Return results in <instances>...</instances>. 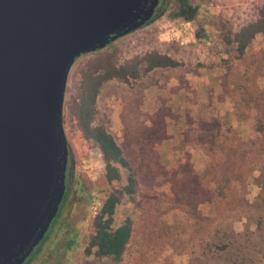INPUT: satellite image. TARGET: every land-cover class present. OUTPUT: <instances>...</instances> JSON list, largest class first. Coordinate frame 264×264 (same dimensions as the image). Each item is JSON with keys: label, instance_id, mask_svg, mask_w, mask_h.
<instances>
[{"label": "rangeland", "instance_id": "1", "mask_svg": "<svg viewBox=\"0 0 264 264\" xmlns=\"http://www.w3.org/2000/svg\"><path fill=\"white\" fill-rule=\"evenodd\" d=\"M190 3L202 14L203 39H195V24L170 26L162 14L70 67L62 104L68 198L50 241L28 264H264V35L242 56L223 40L255 20L264 0ZM169 28L179 33L166 34ZM150 50L182 66L155 69L129 84L107 81L96 98L93 124L105 128L130 167L106 183L99 149L81 138L66 112L77 72L104 53L116 51L121 63ZM205 85L214 86L210 97ZM180 89L185 98L174 97ZM212 120L220 125L218 134ZM197 145L207 148V156ZM193 150L201 156L190 160ZM129 175L134 193L118 197L113 215V227L127 220L131 229L122 257L85 256L101 199L116 195Z\"/></svg>", "mask_w": 264, "mask_h": 264}, {"label": "water", "instance_id": "2", "mask_svg": "<svg viewBox=\"0 0 264 264\" xmlns=\"http://www.w3.org/2000/svg\"><path fill=\"white\" fill-rule=\"evenodd\" d=\"M156 0H0V264H22L60 206L70 67L142 26Z\"/></svg>", "mask_w": 264, "mask_h": 264}, {"label": "trees", "instance_id": "3", "mask_svg": "<svg viewBox=\"0 0 264 264\" xmlns=\"http://www.w3.org/2000/svg\"><path fill=\"white\" fill-rule=\"evenodd\" d=\"M162 14L165 15L170 26L177 25L180 21L195 24L197 26L194 33L195 39L201 40L206 36L201 27L203 17L199 11V7L190 3V0H163L159 16ZM199 20L202 22L200 23ZM258 35H264V5L258 9V15L255 20L241 26L231 35L227 33L223 37V40L227 45L234 47L237 56H242L251 41ZM180 66H182L181 62L155 50L144 52L121 63H117L116 51H111L85 62L78 69V81L75 93L69 100L66 112L74 120L81 138L99 149L103 162V176L106 183L118 181L120 179V169H129L130 167L128 162L123 158L120 148L105 128L102 125L93 124L94 117L97 114L95 107L96 98L101 86L110 80L129 84L132 81L143 78L155 69H172ZM210 95L209 93L208 97ZM211 123L215 133L218 134L219 123L215 120H212ZM197 146L207 156V148L202 147V145ZM220 146L217 145V147ZM70 178L71 172L70 166H68L64 196L56 215L49 225L51 228L38 245L35 246L32 254L22 264H28L36 255L41 253L45 242L50 241V235L55 230V225L59 221L64 203L68 198ZM134 185L135 180L132 175H129L126 179V185L120 191H117L116 195L107 193L101 199L99 208L91 219V232L85 241L83 249L85 256L93 254L99 259L113 257L116 260L122 257L131 236V229L127 220L113 227V215L115 207L118 204V197L122 193L132 195L134 193ZM72 235L73 238L70 241L67 240L65 249L73 244L75 234L72 233ZM218 248L222 250L224 246H219Z\"/></svg>", "mask_w": 264, "mask_h": 264}, {"label": "crops", "instance_id": "4", "mask_svg": "<svg viewBox=\"0 0 264 264\" xmlns=\"http://www.w3.org/2000/svg\"><path fill=\"white\" fill-rule=\"evenodd\" d=\"M193 79H195V77H192V79L191 80H193ZM189 85L191 84V81H189V83H188ZM214 86H203V92H205V93H207V96H208V94L210 93H214L215 91H213V90H211L212 88H213ZM161 91V90H160ZM162 92V91H161ZM199 94V92H197V94L195 93V95H198ZM187 94L183 91V90H178L177 91V93L175 94V96L174 97H179V98H181V97H183V98H185V96H186ZM204 111V110H203ZM199 116H202V113H199ZM167 142L166 141H163V143H162V147H161V149H162V151H165V149H166V146H167V144H166ZM201 156V153H200V151H196V150H193V151H191L190 152V160L191 159H193V158H198V157H200Z\"/></svg>", "mask_w": 264, "mask_h": 264}, {"label": "flooded vegetation", "instance_id": "5", "mask_svg": "<svg viewBox=\"0 0 264 264\" xmlns=\"http://www.w3.org/2000/svg\"><path fill=\"white\" fill-rule=\"evenodd\" d=\"M162 5H163V0H156V5L154 6V8H153V10H152V12H151V15H150V17H149V19L142 25V26H144V25H146L147 23H149V22H152V21H154L155 19H157V17H159V13H160V10H161V8H162ZM142 26H140V27H142ZM139 27V28H140ZM138 29V28H137ZM136 30V29H135ZM134 31V30H133ZM109 45V44H108ZM68 166H69V164H68V149H67V158H66V164H65V170H64V186H65V181H66V175H67V172H68ZM65 192V191H64ZM63 196H64V194H63ZM63 199V198H62ZM61 202H62V200H61ZM60 205H61V203H60ZM52 222V221H51ZM51 222H50V224H51ZM49 224V225H50ZM49 228V227H48ZM48 231V230H47ZM47 233V232H46Z\"/></svg>", "mask_w": 264, "mask_h": 264}, {"label": "built area", "instance_id": "6", "mask_svg": "<svg viewBox=\"0 0 264 264\" xmlns=\"http://www.w3.org/2000/svg\"><path fill=\"white\" fill-rule=\"evenodd\" d=\"M189 23H183L181 25V27L185 30V27L184 26H188ZM179 33V29L177 28H169L168 31L166 32V34H169V35H177Z\"/></svg>", "mask_w": 264, "mask_h": 264}]
</instances>
